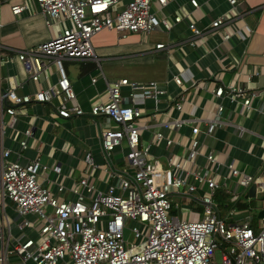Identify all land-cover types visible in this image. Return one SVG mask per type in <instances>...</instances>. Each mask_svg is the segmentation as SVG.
Instances as JSON below:
<instances>
[{
	"label": "built area",
	"instance_id": "obj_1",
	"mask_svg": "<svg viewBox=\"0 0 264 264\" xmlns=\"http://www.w3.org/2000/svg\"><path fill=\"white\" fill-rule=\"evenodd\" d=\"M35 1L46 26L55 25L58 31L49 40L21 52L19 59L35 82L40 81L41 72L48 68L46 59L52 60L58 79L28 94H18L15 87L0 86V119L7 113L11 127L18 119L15 106L20 105L49 103L60 118L87 113L78 101L65 61H99L93 39L100 32L115 31L122 38L138 33L146 40L153 32L171 31L186 20L193 38L205 41L231 21L238 3L227 0L230 8L208 26L200 27L191 19L192 11L201 6L200 0H188L193 10L179 5L177 0ZM172 2L178 5L173 13H168L167 6ZM25 8L26 5L17 3L12 6V12L19 15ZM232 36L225 31L223 38L229 40ZM170 46L162 42L156 43L155 48ZM174 79L183 88L172 99L174 107L181 110L186 89L181 75H175ZM125 85L138 87L127 77L112 81L106 99H98L88 112L99 125L106 163L110 162L109 154L124 141L129 147L126 168H115L111 162L104 166L110 179L104 188L90 182V177H83L72 189V196L64 198L43 182L46 173H62L60 163L49 164L37 158L24 164L22 154L13 159V150L0 149V264H264V217L255 224L250 220L229 223L216 198L221 188L218 179L221 166L225 169L223 179L230 175L237 177L238 186L245 189L258 183L261 191H264V169L256 174L243 172L234 160L223 163L213 152L205 154L204 166L199 163L200 132L212 136L218 127L228 123L225 116L228 100L240 103L250 113L257 93L238 85H219L212 91L219 99L213 118L169 119L161 123L164 129L153 130L150 139L143 142V125L139 120L146 112L134 93L130 94L131 101L124 97ZM141 86L143 99L155 105L149 116L156 117L163 102L171 107L167 91L156 81ZM102 117L110 123L108 126L99 122ZM186 124L191 126V145L186 153L177 154L173 151L177 142L170 132L179 131ZM32 133L31 129L25 130L21 149L28 148ZM163 141L167 164L156 153ZM85 160L89 170L100 166L91 153L85 155ZM57 186L59 192H64L63 183ZM238 197L235 191L234 199ZM183 199L195 206L202 205L200 220L190 221L192 210L176 204V200ZM8 201L14 203L18 212L20 236L12 234L5 213ZM133 222L141 228L131 227ZM126 229L131 230L134 241L125 239Z\"/></svg>",
	"mask_w": 264,
	"mask_h": 264
},
{
	"label": "crops",
	"instance_id": "obj_2",
	"mask_svg": "<svg viewBox=\"0 0 264 264\" xmlns=\"http://www.w3.org/2000/svg\"><path fill=\"white\" fill-rule=\"evenodd\" d=\"M204 1L200 0V8L192 11L191 15V19L197 21L200 27L208 26L230 8L227 0H210L209 3ZM177 2L188 10H193L188 0ZM17 3L26 5L19 15L12 12V6ZM178 3L169 4L167 12L173 13ZM57 31L58 27L55 25L46 26L35 0L0 1V86L3 89L15 87L18 94H28L57 81L58 73L52 60L46 59L48 68L41 72L40 81L35 82L19 59L21 52L56 36ZM225 31L232 33L231 39L223 38ZM94 39L99 61H65L68 76L86 114L60 118L56 117L51 104L34 103L15 106L19 112L13 127L9 125L10 116L7 113L0 119V149L13 150V159L18 158L20 153L24 164L37 158L49 164H61V174L51 172L43 176L46 186L64 198L71 197L72 189L83 177H90V182L104 188L110 182L104 171V166H108L106 164L111 162L115 168H126V154L129 151L127 142L124 141L122 146L110 153V162L106 163L99 125L88 113L98 99H106L110 82L126 77L138 87L123 86L124 97L131 101L130 94L134 93L136 101L146 112L139 120V124L143 125V142L150 139L153 130L164 129L161 123L169 119L176 117L204 121L213 118L219 99L212 91L219 85L233 84L256 92L257 97L253 100V110L250 113L240 103L228 100L225 112L228 123L218 127L212 136H207L203 130L200 132L202 155L199 163L204 166L205 154L213 152L223 163L234 160L243 172L256 174L264 169V0H238L232 11L231 21L217 33L210 34L205 41L193 38L186 20L171 31L157 30L148 35L146 40L138 33H130L127 38H122L117 32L108 30L100 32ZM192 41L196 44L193 45ZM162 42L171 46L156 49V43ZM175 75H181L186 89V99L181 110L174 107L172 100L183 91L176 83ZM150 81H156L160 88L167 91V102L171 104L169 108L163 102L160 105L162 110L156 117L149 116L152 115L154 103L143 99L141 85ZM99 122L104 126L110 124L103 117ZM146 124L149 126L145 127ZM201 125L204 129V123ZM26 129H31L33 133L28 138V148L24 150L20 147V141L24 139ZM170 134L177 142L173 151L177 154L186 153L191 145V126L186 124L179 131L173 130ZM87 153L92 154L100 165L98 168L89 170L85 160ZM156 153L161 156L162 163L167 164L165 141L160 143ZM224 173V166H221L218 177L220 190L230 193L229 200L233 203L245 198L248 189L238 186L240 179L230 175L225 180L222 177ZM59 183L64 184V192L58 191ZM235 191L239 195L236 200ZM262 198L264 199V191H258L257 197L253 198L259 201L255 202V212L251 209L228 208L224 218L229 223L250 220L255 224L259 219L255 214L258 215L264 208ZM183 201L188 202L186 199ZM186 208L191 209L192 213H201L202 205L193 204ZM5 213L10 220L12 234L20 236V219L14 203L7 202ZM31 219H34L33 215Z\"/></svg>",
	"mask_w": 264,
	"mask_h": 264
},
{
	"label": "trees",
	"instance_id": "obj_3",
	"mask_svg": "<svg viewBox=\"0 0 264 264\" xmlns=\"http://www.w3.org/2000/svg\"><path fill=\"white\" fill-rule=\"evenodd\" d=\"M230 193L226 192L225 190H218L217 191V195H216V198H217V202L219 204V207L220 209L222 207H225V208H235V209H238V210H246V209H251V210H254L255 212V202H257L256 199H245V198H240L238 199L235 203L231 202L229 200L230 198ZM255 216H257V214H255Z\"/></svg>",
	"mask_w": 264,
	"mask_h": 264
},
{
	"label": "rangeland",
	"instance_id": "obj_4",
	"mask_svg": "<svg viewBox=\"0 0 264 264\" xmlns=\"http://www.w3.org/2000/svg\"><path fill=\"white\" fill-rule=\"evenodd\" d=\"M95 40V39H94ZM95 42V41H94ZM262 200V204H263V206H264V199L262 198L261 199ZM258 203H259V201H257ZM176 204H178V205H180V206H183L184 208H186V207H192V205L193 204H191V203H188V202H184L183 200H176ZM227 210H228V208H225V207H222L221 208V211H222V214H223V217H225L226 215H227ZM201 213L200 212H194V213H192V214H190V216H189V220L190 221H198V220H200V217H201ZM134 226H138V227H140L141 228V225L140 224H136L135 222H133L132 224H131V227H134ZM15 231V230H14ZM125 239L126 240H130V241H134V235H132V233H131V230L130 229H126V232H125ZM140 241V240H139ZM218 260H220L221 259V255L220 254H218ZM67 260H68V258H67Z\"/></svg>",
	"mask_w": 264,
	"mask_h": 264
},
{
	"label": "water",
	"instance_id": "obj_5",
	"mask_svg": "<svg viewBox=\"0 0 264 264\" xmlns=\"http://www.w3.org/2000/svg\"><path fill=\"white\" fill-rule=\"evenodd\" d=\"M258 191H261L258 183H253L251 184V186L248 188L247 190V193L245 194V198L246 199H253V198H256L257 197V192ZM258 218H262L264 217V208L261 209L259 212H258Z\"/></svg>",
	"mask_w": 264,
	"mask_h": 264
}]
</instances>
